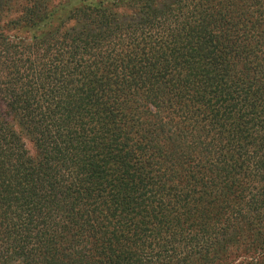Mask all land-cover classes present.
<instances>
[{"label":"trees","instance_id":"16d2710c","mask_svg":"<svg viewBox=\"0 0 264 264\" xmlns=\"http://www.w3.org/2000/svg\"><path fill=\"white\" fill-rule=\"evenodd\" d=\"M0 264H264V0H0Z\"/></svg>","mask_w":264,"mask_h":264},{"label":"rangeland","instance_id":"374dc122","mask_svg":"<svg viewBox=\"0 0 264 264\" xmlns=\"http://www.w3.org/2000/svg\"><path fill=\"white\" fill-rule=\"evenodd\" d=\"M245 221V220H244ZM239 223V222H238ZM237 223V225L236 224H234L233 226H239V224ZM238 245H240V243H238ZM240 260H241V258H240Z\"/></svg>","mask_w":264,"mask_h":264}]
</instances>
